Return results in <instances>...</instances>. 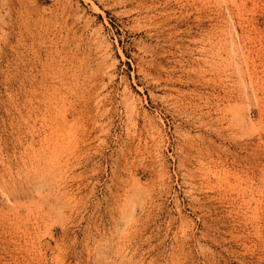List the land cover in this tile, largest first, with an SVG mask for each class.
Listing matches in <instances>:
<instances>
[{
  "label": "rangeland",
  "instance_id": "rangeland-1",
  "mask_svg": "<svg viewBox=\"0 0 264 264\" xmlns=\"http://www.w3.org/2000/svg\"><path fill=\"white\" fill-rule=\"evenodd\" d=\"M238 1L0 0V264H264V0Z\"/></svg>",
  "mask_w": 264,
  "mask_h": 264
},
{
  "label": "bare ground",
  "instance_id": "bare-ground-1",
  "mask_svg": "<svg viewBox=\"0 0 264 264\" xmlns=\"http://www.w3.org/2000/svg\"><path fill=\"white\" fill-rule=\"evenodd\" d=\"M238 1V0H237ZM241 1V0H240ZM234 2H235V0H234ZM242 2V1H241ZM238 3H239V1H238ZM238 5H240V4H238ZM243 5V4H242ZM16 8H17V6H16ZM239 9V8H238ZM241 9V8H240ZM27 10V9H26ZM17 11V10H16ZM20 12H22V11H20ZM21 16V15H20ZM246 17V16H245ZM249 19V18H248ZM248 21V20H247ZM13 24V23H12ZM12 24H11V26H12ZM26 24V23H25ZM10 25V24H9ZM18 25V24H17ZM10 27V26H9ZM24 27V26H23ZM28 27V26H27ZM13 29V28H12ZM17 29V28H16ZM14 30V29H13ZM21 30V29H20ZM12 31V30H11ZM15 33V32H14ZM25 34V33H24ZM16 35V34H15ZM248 35V34H247ZM12 36V35H11ZM19 39V38H18Z\"/></svg>",
  "mask_w": 264,
  "mask_h": 264
}]
</instances>
